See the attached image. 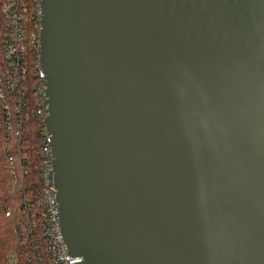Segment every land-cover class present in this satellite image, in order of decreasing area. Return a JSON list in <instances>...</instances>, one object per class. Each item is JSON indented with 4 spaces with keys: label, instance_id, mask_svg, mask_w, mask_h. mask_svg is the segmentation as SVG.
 Returning <instances> with one entry per match:
<instances>
[{
    "label": "water",
    "instance_id": "1",
    "mask_svg": "<svg viewBox=\"0 0 264 264\" xmlns=\"http://www.w3.org/2000/svg\"><path fill=\"white\" fill-rule=\"evenodd\" d=\"M59 221L80 264H264V0H43Z\"/></svg>",
    "mask_w": 264,
    "mask_h": 264
},
{
    "label": "trees",
    "instance_id": "2",
    "mask_svg": "<svg viewBox=\"0 0 264 264\" xmlns=\"http://www.w3.org/2000/svg\"><path fill=\"white\" fill-rule=\"evenodd\" d=\"M5 5L0 0V264H9L11 252H24L21 245L29 236L28 216L36 208L42 186L41 137L34 102L36 52L26 44V79L11 90L5 84L7 64L2 55L8 32ZM29 30L34 32V23ZM9 211L11 216H7Z\"/></svg>",
    "mask_w": 264,
    "mask_h": 264
},
{
    "label": "built area",
    "instance_id": "3",
    "mask_svg": "<svg viewBox=\"0 0 264 264\" xmlns=\"http://www.w3.org/2000/svg\"><path fill=\"white\" fill-rule=\"evenodd\" d=\"M8 29L2 55L7 64L5 84L15 90L26 79L24 50L26 44L36 52L34 64L38 76L34 87L35 117L41 137L40 179L42 182L36 208L29 213L28 240L21 247L23 255L11 252L9 264H80L83 258L72 256L64 240L60 221L59 203L54 184V156L52 137L48 128L47 82L40 62V35L43 0H3ZM34 23V32H29ZM1 76V73H0ZM2 98V94H0ZM7 109V107H5ZM8 139V138H7ZM10 163L12 158L9 159ZM11 168L13 165L11 163ZM7 212V216H11Z\"/></svg>",
    "mask_w": 264,
    "mask_h": 264
}]
</instances>
